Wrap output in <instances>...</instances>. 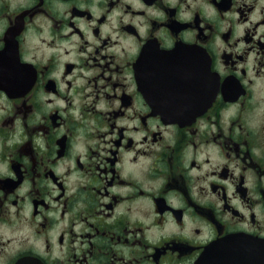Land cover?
Listing matches in <instances>:
<instances>
[{
    "label": "flooded vegetation",
    "instance_id": "af4514ba",
    "mask_svg": "<svg viewBox=\"0 0 264 264\" xmlns=\"http://www.w3.org/2000/svg\"><path fill=\"white\" fill-rule=\"evenodd\" d=\"M264 239V0H0V264H194Z\"/></svg>",
    "mask_w": 264,
    "mask_h": 264
},
{
    "label": "water",
    "instance_id": "95a60500",
    "mask_svg": "<svg viewBox=\"0 0 264 264\" xmlns=\"http://www.w3.org/2000/svg\"><path fill=\"white\" fill-rule=\"evenodd\" d=\"M194 264H264V239L228 234L208 244Z\"/></svg>",
    "mask_w": 264,
    "mask_h": 264
}]
</instances>
